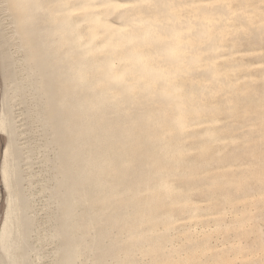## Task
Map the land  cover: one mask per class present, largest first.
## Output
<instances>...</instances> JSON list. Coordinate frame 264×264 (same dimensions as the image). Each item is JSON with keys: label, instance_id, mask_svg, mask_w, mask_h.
Segmentation results:
<instances>
[{"label": "bare ground", "instance_id": "bare-ground-1", "mask_svg": "<svg viewBox=\"0 0 264 264\" xmlns=\"http://www.w3.org/2000/svg\"><path fill=\"white\" fill-rule=\"evenodd\" d=\"M179 2L1 0L10 34L1 21L0 71L6 88L0 131L7 141L0 175L7 198L0 264H35L42 259L36 251L45 244L53 264L69 239L120 247L142 231L139 226L149 218L145 193L160 175L170 122L162 98L117 78L126 58L120 52L165 27L169 8ZM10 42L12 51L6 47ZM238 44L258 75L264 44L244 37ZM14 98L20 124L10 104ZM31 120L38 124L46 171L43 222L49 224L39 236L33 195L21 170L22 162L30 166L37 146H27L23 155V143L17 142Z\"/></svg>", "mask_w": 264, "mask_h": 264}, {"label": "clouds", "instance_id": "clouds-1", "mask_svg": "<svg viewBox=\"0 0 264 264\" xmlns=\"http://www.w3.org/2000/svg\"><path fill=\"white\" fill-rule=\"evenodd\" d=\"M165 27L121 50L117 78L169 118L142 231L120 247L67 241L53 264H264V0H180Z\"/></svg>", "mask_w": 264, "mask_h": 264}, {"label": "rangeland", "instance_id": "rangeland-1", "mask_svg": "<svg viewBox=\"0 0 264 264\" xmlns=\"http://www.w3.org/2000/svg\"><path fill=\"white\" fill-rule=\"evenodd\" d=\"M0 6H1V0H0ZM0 18H1L0 22L2 21L4 23L3 24L1 22V24L6 25L8 23V19L9 18L5 15V13L1 12L0 13ZM4 27H5L3 29L4 33L7 32V31L9 32V30H10L9 27L7 25L4 26ZM6 34H8V33H6ZM9 34H10V32H9ZM10 43H8L6 47H9V49L11 48L10 51H12V49H14L15 46H14V42H12L13 44L12 43L10 44ZM10 45H13L14 47L13 46L10 47ZM3 49L5 50V49H8V48H5V46H4ZM14 55L17 58L20 57V53L19 52H17V53L15 52ZM1 77H2V73L0 71V102H1V97L3 96V94L5 92V88H6V82ZM12 101H13V104H11ZM10 104L12 106V112L14 113L13 115L15 116L16 120L18 121L19 120L18 114L20 113L21 108L18 105L17 98H14L13 100H11ZM14 104H16V105H14ZM29 123H28L29 126L27 125V129H26L27 133L25 131L22 134H20L21 136L19 135V137L17 139V142L20 143V145L23 143L22 144V146H23L22 147L23 155L27 154V151H28V149H27L28 147L27 146H29V148H36V146H37V148L35 150H33L34 152L31 155L32 159H30V160L32 162L30 161V163H29L30 166L28 167L27 164L22 162L21 163L22 164L21 170L23 171L22 173L25 174L24 175L25 176V180H24L25 184H24V186L29 188L30 192L33 195L32 196V206L35 207L34 209H35V215L37 217L36 219H37V222H39V223H37V224H39V226L36 225V235L39 236L40 234H43L47 230L48 224H49V223L46 224V222H43V221L46 220V219H43V218H46V216L44 214H46L45 212H47V211H45V210H47V209L45 207V203L46 202L44 203V201H46V199H45L46 198L45 197L46 196L45 195L46 192L44 191V189H42L43 186H41V185L44 183L43 179L46 178V171H44L43 166H42L43 155L40 152V150L38 149L39 146L41 145L40 143H42V140L40 139V135L38 133L39 132L38 124L35 121L32 122V120H31V123L30 124ZM17 124H20L19 121L17 122ZM30 126H31V128H30ZM28 128H30L31 130L33 129V130L32 131L30 129L28 130ZM2 132L3 131L1 130L0 131V165H2V159H3L2 156H3V152H4L3 149H4V146H5L6 141H7V136L4 133H2ZM30 133H31V135H30ZM29 137H31V139ZM30 141H31L32 144L31 143H29V144L32 147L28 144V142H30ZM24 153H26V154H24ZM25 165H27V166H25ZM0 168H1V166H0ZM27 176H29V179H28ZM30 177H31V179H30ZM26 178L29 181V183L26 180ZM4 190H5L4 183H3V180L1 179V175H0V228H1V225H2V222H3L2 220L4 219V215H5V211H6L5 209H6V198H7L6 195H7V193ZM49 248H50V245L49 244L48 245L45 244L42 247H40V249H38L36 251V253L39 251L38 253L42 254V259L39 262L35 263V264H49V261L51 260V254L49 253V250H50ZM34 254H35V252H32L30 254V256H33Z\"/></svg>", "mask_w": 264, "mask_h": 264}]
</instances>
